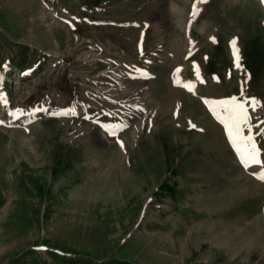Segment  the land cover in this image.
<instances>
[{
	"label": "rangeland",
	"instance_id": "1",
	"mask_svg": "<svg viewBox=\"0 0 264 264\" xmlns=\"http://www.w3.org/2000/svg\"><path fill=\"white\" fill-rule=\"evenodd\" d=\"M252 45L257 0H0V264H264V184L169 80L243 84L261 127Z\"/></svg>",
	"mask_w": 264,
	"mask_h": 264
},
{
	"label": "snow or ice",
	"instance_id": "2",
	"mask_svg": "<svg viewBox=\"0 0 264 264\" xmlns=\"http://www.w3.org/2000/svg\"><path fill=\"white\" fill-rule=\"evenodd\" d=\"M198 2L203 3L206 2V0H198ZM262 2H264V0H262ZM197 14L198 9L194 5L193 15L195 16ZM231 43L236 64L237 67H239V54L236 49V41L233 40ZM177 71L179 72V70ZM197 76H199L198 71ZM185 87L191 91L194 86L185 85ZM247 103V101L238 100L233 97L231 99L215 102L211 106V110L219 122L224 126L229 141L236 150L241 164L244 165L245 168L252 165L264 166V161L261 160V152L257 146L255 135L252 134L253 126L251 124L249 109L246 106ZM250 103L252 110L255 111L257 102L252 99ZM217 109H220L221 111H217ZM262 123H264V121H262ZM192 127H195V125H192ZM245 129H247L249 133L248 135H245ZM259 134L264 135V130H262ZM257 178L264 181V173L258 175Z\"/></svg>",
	"mask_w": 264,
	"mask_h": 264
}]
</instances>
